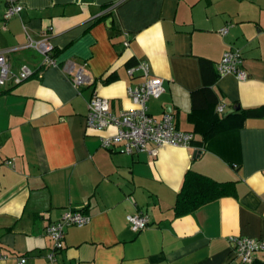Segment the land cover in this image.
Here are the masks:
<instances>
[{
	"label": "crops",
	"instance_id": "1",
	"mask_svg": "<svg viewBox=\"0 0 264 264\" xmlns=\"http://www.w3.org/2000/svg\"><path fill=\"white\" fill-rule=\"evenodd\" d=\"M17 1L22 10L5 17L0 0V51L19 47L6 53L12 71L26 65L34 74L0 87V264H242L230 237L264 240V116L238 126L231 118L201 146L165 144L156 156L101 146L116 128L87 129L85 116L94 92L115 114L134 106L127 87L142 76L127 73L131 60L147 61L162 79L149 113L170 109L194 139L216 116L264 105V0ZM29 38L47 40L56 64L22 47ZM229 48L242 52L246 79L219 75ZM79 68L91 82L76 87ZM189 169L232 181L234 194L175 216ZM67 209L90 219L65 228L49 261L45 228ZM137 211L149 220L140 232L126 219ZM254 264H264V250Z\"/></svg>",
	"mask_w": 264,
	"mask_h": 264
},
{
	"label": "built area",
	"instance_id": "2",
	"mask_svg": "<svg viewBox=\"0 0 264 264\" xmlns=\"http://www.w3.org/2000/svg\"><path fill=\"white\" fill-rule=\"evenodd\" d=\"M22 10V5L17 0H7L5 17H10ZM229 25H225L218 30V33L225 35ZM127 45L128 43L125 42ZM25 48H32L42 56L43 65L56 64L55 57L52 55V46L45 40L28 39ZM19 47L9 49L16 50ZM9 51H0V87L8 80L18 84L33 75V70L26 65H22L17 72L12 71L11 64L6 57ZM244 59L239 48L227 49L220 61L217 63L219 75L234 74L239 79H246L248 74L243 65ZM134 72H139L142 80L135 85L127 87V95L133 101L134 106L115 114L110 111L109 100L98 96L95 92L88 102V111L85 116L87 129L101 131L108 127H115L113 135L105 136L101 139V146L111 148L115 145L120 146V151L125 154H134L147 151L152 156H156L160 146L168 144L173 146H192L194 135L190 131L179 130L173 123L171 112L165 111L160 118L153 116L148 111L147 101L151 98H158L164 91L162 79L155 76L150 71L147 61L141 60L129 66L127 73L134 76ZM73 85L80 87L87 82V76L83 68H79L71 77ZM218 112H223L224 104L219 103L216 107ZM10 164V160H5ZM90 219V215L82 210L67 209L62 217L57 221L51 222L45 228L46 234L52 241V247L46 253L49 261L55 260L56 251L62 249L65 228L69 226H83ZM126 219L131 230L140 232L144 230L148 223L147 215L142 211L129 213ZM235 252L242 264H251L256 254L264 250V240L250 238L246 236L230 237ZM25 257L19 258V264H24Z\"/></svg>",
	"mask_w": 264,
	"mask_h": 264
},
{
	"label": "trees",
	"instance_id": "3",
	"mask_svg": "<svg viewBox=\"0 0 264 264\" xmlns=\"http://www.w3.org/2000/svg\"><path fill=\"white\" fill-rule=\"evenodd\" d=\"M52 55L54 54L52 53ZM136 63V61L133 62L131 60L127 65L129 67ZM197 94L198 92H193V103ZM194 108H196L195 105ZM261 116H264V105L254 108H241L222 117L216 116L207 122L206 125H202L199 130L202 139H193V142L201 146L206 139L213 136L218 131L230 128L231 124H228L227 120L231 118L236 119L235 123L238 126L241 125L247 117ZM233 194L234 183L232 181H217L207 175L189 169L184 174L181 189L177 193L173 205L174 215L182 216L191 213L212 200ZM251 264H254V261Z\"/></svg>",
	"mask_w": 264,
	"mask_h": 264
},
{
	"label": "water",
	"instance_id": "4",
	"mask_svg": "<svg viewBox=\"0 0 264 264\" xmlns=\"http://www.w3.org/2000/svg\"><path fill=\"white\" fill-rule=\"evenodd\" d=\"M237 109H239V105H233V107H232V109L230 110V112L233 111V110H237ZM167 111L170 112L171 110L168 109Z\"/></svg>",
	"mask_w": 264,
	"mask_h": 264
}]
</instances>
